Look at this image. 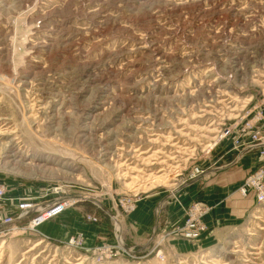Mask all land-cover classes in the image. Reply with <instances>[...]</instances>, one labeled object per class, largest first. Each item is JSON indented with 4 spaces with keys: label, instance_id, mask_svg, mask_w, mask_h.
Instances as JSON below:
<instances>
[{
    "label": "rangeland",
    "instance_id": "1",
    "mask_svg": "<svg viewBox=\"0 0 264 264\" xmlns=\"http://www.w3.org/2000/svg\"><path fill=\"white\" fill-rule=\"evenodd\" d=\"M249 122L264 141V0H0V264H264L240 193L201 240L120 233L141 200L204 193ZM61 199L106 236L28 229L23 203Z\"/></svg>",
    "mask_w": 264,
    "mask_h": 264
},
{
    "label": "crops",
    "instance_id": "2",
    "mask_svg": "<svg viewBox=\"0 0 264 264\" xmlns=\"http://www.w3.org/2000/svg\"><path fill=\"white\" fill-rule=\"evenodd\" d=\"M230 159V162L211 171L208 184L203 186L205 192L198 194V197L188 192L179 195L178 198L176 196L162 200L157 198L141 200L136 209L126 216L125 225H122L123 232L120 233L128 235V240L137 244L134 246H143L144 243H149L156 232H166L181 223L185 218L186 208L195 199L197 202L204 201L202 203L209 206L210 214L206 221L219 218L223 212L234 211L235 205L245 202L244 196L239 195V186L261 163L262 158L258 149L254 148L243 152L235 151ZM198 180L193 182L196 188L199 186ZM250 198L256 200L254 194H250L246 200ZM39 229L58 242H68L72 237L81 235L87 248L94 247L98 239L107 234L105 225L87 222L80 209L68 210L58 218L44 223Z\"/></svg>",
    "mask_w": 264,
    "mask_h": 264
},
{
    "label": "built area",
    "instance_id": "3",
    "mask_svg": "<svg viewBox=\"0 0 264 264\" xmlns=\"http://www.w3.org/2000/svg\"><path fill=\"white\" fill-rule=\"evenodd\" d=\"M244 132L249 133L246 140H242L241 137L236 139L234 143V151L243 152L247 149L257 148L262 158L261 163L251 174L245 178L244 182L239 186L238 192L248 197L250 194H254L258 203L264 202V141L259 137L257 131L254 130L253 122L246 124ZM203 174V170L197 168L193 173V179ZM5 197V191L0 187V201ZM70 206L64 199L57 200L55 202L39 205L36 202L30 201L22 204V217H29L31 215L32 221L28 229L38 230L42 224L46 221L53 220L62 215ZM209 208L200 202H195L190 207L186 208L184 220L178 224L168 235L174 238H180L188 241L201 240L205 234L208 233V226L204 221V218L209 212ZM37 214V215H35ZM35 215V216H34ZM20 218L12 219L8 218L4 221L5 224H14ZM120 239V238H119ZM69 247L78 249H85L84 239L82 236H76L69 240ZM87 248V247H86Z\"/></svg>",
    "mask_w": 264,
    "mask_h": 264
},
{
    "label": "water",
    "instance_id": "4",
    "mask_svg": "<svg viewBox=\"0 0 264 264\" xmlns=\"http://www.w3.org/2000/svg\"><path fill=\"white\" fill-rule=\"evenodd\" d=\"M110 215L112 216V214L110 213Z\"/></svg>",
    "mask_w": 264,
    "mask_h": 264
},
{
    "label": "bare ground",
    "instance_id": "5",
    "mask_svg": "<svg viewBox=\"0 0 264 264\" xmlns=\"http://www.w3.org/2000/svg\"><path fill=\"white\" fill-rule=\"evenodd\" d=\"M118 224H119V222H118ZM120 225V224H119Z\"/></svg>",
    "mask_w": 264,
    "mask_h": 264
}]
</instances>
